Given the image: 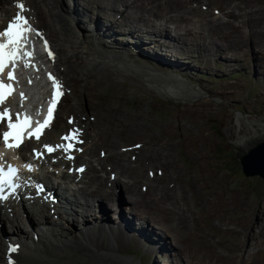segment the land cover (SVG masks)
Masks as SVG:
<instances>
[{
  "label": "bare ground",
  "instance_id": "1",
  "mask_svg": "<svg viewBox=\"0 0 264 264\" xmlns=\"http://www.w3.org/2000/svg\"><path fill=\"white\" fill-rule=\"evenodd\" d=\"M24 1L27 3L28 0ZM42 1L49 6V13L52 18V20H46L49 24L52 21V26L57 31L60 29L57 28L55 23H58L60 27L68 28V25L71 27L69 22H67L68 16L63 11V3L66 6L65 10L73 21L72 25H76L86 38L92 39L96 43L97 48L92 47L86 39L81 41L80 46H68L65 44L67 38L64 39V37L68 36L67 32L65 34L62 32L59 36L56 35L57 37L55 38L52 32L54 28L52 30L51 26L50 28H46L45 24L41 22L39 10L43 6L42 4V6L40 5L41 0H36V4L33 7L28 3L26 5L22 0H0V42L7 41V37L3 36L2 33L7 30V26L12 23L16 15H23L28 19L32 29H34V31L27 34L28 43L26 49L34 51V58L31 62L35 65V67L25 68L23 61H18V67L15 71L18 82L8 79V73L12 70V64H9L5 68L0 79L6 84H13L14 91L6 99L5 103L0 104V112L10 109L12 122L14 123L16 122L17 113L22 114L21 119L23 118V114L37 117V119H32L31 126L27 128L29 132H32L38 126L37 121L43 122L35 112L42 111L46 106V101L49 102L51 98L53 89L51 81L48 79L49 73L60 81L64 90V95L60 98L56 107L51 127L44 129L38 141L34 137L31 139L25 138L21 146L15 151V155L19 154L21 156L19 162H15L17 161V157L14 159V155L10 156L0 147V166L5 171L8 170L9 166L18 169L14 182L19 185L15 195L12 194L10 187L5 186L4 194L9 198L0 201V264H72L74 262L80 263L82 260L85 261L84 264H121L117 263L119 261H126V264H138L136 261H140L135 256L140 255L141 252L147 254L154 252L157 255H163V264H197L190 255L184 253L182 247L171 239L170 236L172 235L167 233L169 228L165 225L167 222L163 220L168 221V215L173 213L170 219L172 223L171 227H176L180 231L187 227L184 217L185 211H181L187 205L183 197L184 191H181L177 198L165 197L167 195L166 191L171 189L172 185L171 183L162 182V177L163 174L170 177V174L164 166L165 163L156 159L160 157L166 160V158L161 157L160 154L153 151L150 159H145L146 161L142 162V152L149 149V147H146L145 142L142 141H135L132 145H129L131 143L122 144L119 146V150L116 147L118 141H115L111 145L112 149L109 156H107L108 149L105 150L104 146L101 145L102 149H99V151L102 150V154L99 153V157H96V147L103 142L102 140L113 139L117 137V133L112 129L114 124L110 121L109 117L106 119V124L102 127L99 126L101 121L99 119L96 126L103 129L98 128L100 135L97 132L91 140L87 131V129L93 128L92 121L89 122L90 116L86 111L89 108L82 102L80 95H78L82 105L80 104L76 95L78 91L72 96V100H77L78 105L76 104L77 107L72 106L70 94L72 93V89H75L77 85L75 77L69 75V71H67L68 67L66 66H68L69 62H75L77 68L79 65H82L80 67L82 73L88 76L84 78L89 80L94 77L98 80H103L110 71L114 73L118 72L116 73L118 75L121 73V70L137 73L138 76L147 80L149 85H154L159 90L158 92H164L175 100H186L191 104H197L199 101H206L205 99L201 100L203 91L206 93H209V91L199 83L189 84V82H186L189 76L185 73L187 70L183 66L185 63L181 62V59L186 64H196V62L198 64L200 61L199 55L214 57L212 49H215L226 67H231L224 69V72L228 71V73L232 74L238 71L239 68L236 61H241L245 64L246 68L250 67V63H254V73L264 75V64L258 63L260 59L254 54L257 53L256 49L245 47L247 49V57L244 59L227 52L230 47L234 49L237 47V45L231 43L232 39L237 40L231 33L233 32L241 36V32L238 33L239 30L237 31L239 25H235V21L243 24L246 38L253 35L254 30L251 20L254 21V19H250L252 9L249 11L245 10V14H243L242 8L245 7L241 3H235L232 7L233 9H224L222 11H220V7L214 6L210 9L211 16L204 14L202 11H195L196 8L194 9V7L188 10L184 6L187 5V0H183L184 5L182 2L176 0H160V4L163 6L167 5L169 10L160 9L158 12L150 13L153 11L152 8L156 6L157 0H146V3L149 4L146 8L136 3L137 0H116V2H120L117 19H108L107 21V14L96 11V6L93 4L96 3L99 9L107 8L106 3L104 4L102 0H88L86 3L81 0ZM21 3L24 5L23 11L18 7ZM201 7L205 12H208L210 8L209 5L204 3H201ZM152 15L161 17V23L157 25L152 20ZM46 16L45 18H47ZM122 17L123 20H120ZM194 19L198 21V25L192 22L195 21ZM220 20L223 22L224 28L220 26ZM142 21L147 25L145 30L140 26V22ZM187 21L193 23L190 26L191 29L190 27L183 28L179 24V22ZM92 23H96V26L92 27ZM170 23L173 25H170ZM38 24L40 27L36 26ZM37 31L41 33L40 36L36 35ZM85 31L89 33H85ZM213 35H217L218 37L215 38ZM197 36H201L202 38L200 45L192 38ZM159 37H165L167 40L160 39ZM245 37L241 36L242 39H245ZM44 40H47L49 49H51L55 56L54 61L48 56V51L44 47ZM132 46L134 49L137 48L136 52L131 51ZM128 51L137 60L134 62H138L139 59L146 60L147 56L145 58L143 55L149 52L156 54L157 52L163 53L164 57H176V59L172 60L174 61L173 64L177 65L176 68L182 67L185 69V81L179 75L158 73L152 67L128 63L118 60L122 57L113 56L126 55L129 57ZM260 52L261 50H259ZM262 52L264 54V51ZM240 53L243 54V51ZM214 61L217 64L219 59L214 58ZM211 63L213 62L206 57L205 64L207 66L204 65V67L209 69L208 66H211ZM63 69L66 71H63ZM220 69V67L217 68V70ZM228 73H224L222 76L229 77L230 74ZM29 80L32 83H29ZM113 81L112 79V83ZM21 92L25 94V99L23 100L20 96ZM84 96H86L85 99L88 101L87 94L84 93ZM66 99L70 100L71 107L69 112L71 113L67 115L68 113L64 112L66 114L59 117L61 105L63 100L65 103ZM74 115H77L78 122H76ZM69 119L73 120L72 124L67 123ZM249 123L254 127L257 139L264 138V125H262L263 128H260L258 122L250 121ZM7 124L8 120L6 117L3 121H0V140H2L1 134L9 129ZM72 128L80 130L79 139L83 143H75V147L67 153L62 149L48 153L44 145L54 147L61 143L67 144L68 141L62 140L61 137ZM259 131L261 132L259 133ZM56 133L60 135L58 136ZM89 139L90 142L88 141ZM239 140V142H236L237 144H247V139L240 137ZM136 145H139V147H135ZM33 148H38V152L42 153L36 160L32 151ZM76 149L82 150L77 151ZM130 149L140 154L139 159H137L135 154L131 155V159L135 157L133 161L137 159L134 163L126 160V155ZM68 156L73 157V159H68ZM27 160H30L31 163L28 164ZM94 161L98 162V165L102 167L105 166V169L112 173H117L118 171L120 177L127 179L126 185H123L122 181L119 182L109 177L108 172L99 173L93 168ZM122 161L124 162L122 163ZM26 165H32L33 170H29ZM88 167L90 171H87ZM151 167L153 168L150 169ZM80 168L84 169L83 172L78 171ZM142 168H149L147 173L149 176L142 174ZM71 169H74L72 173H70ZM139 180L147 182L142 185L141 192L144 194H138L137 186L139 185L136 186V182ZM79 182L90 183V188L85 189L84 187H80L78 185ZM149 186L154 192L152 193L153 197L148 199L151 193ZM116 191L118 192L116 193ZM125 192L132 196H123ZM82 195L87 197L86 201L79 200V197H82L84 200ZM119 196H122V201L125 204L130 205L129 210L126 211L127 208H123L121 203H118L117 198ZM164 201L179 203L171 204ZM98 206L100 208H97ZM95 209L97 210L96 213ZM154 209L160 212L166 210V213L164 216L159 214L156 215L157 217H153L151 213H154ZM107 211L120 219V222H118L120 224L119 229L115 227V220L109 222L103 218L107 214ZM118 211L121 213L119 214ZM26 224L29 226V229L25 231L24 226ZM78 224H81L80 229L73 227ZM133 228L138 229L141 234L147 231L152 232L153 235L142 236L146 238L153 236V246L149 248L144 243L146 240L150 241V239L141 238L136 235L132 237ZM260 228L261 233L258 231L246 232L245 240L247 241V247L245 252L237 255L235 257L236 260L226 257L225 262L235 264L253 263L255 251L250 249V245L251 241L256 240V236L257 239L263 236L264 220L261 219ZM126 230L127 233L125 234L123 231ZM78 232L81 236L77 234ZM29 233H31V236ZM185 239H189V237ZM133 240L139 246L135 248V254H128L127 244ZM158 241L162 244L158 243ZM117 244L121 245L120 254L117 252ZM12 247H16L17 251L11 252L10 249ZM204 247L211 250L208 253L215 250L210 248V246ZM80 249L83 251L82 254L76 255L75 252ZM218 251H216V254H218ZM256 251H261L258 253V263H264V248H257ZM199 252L202 255V251L200 250ZM196 255L198 257L197 260H200V255ZM2 256L6 262L3 261L4 259L2 260ZM216 262L218 263L219 261L213 259L202 264H215Z\"/></svg>",
  "mask_w": 264,
  "mask_h": 264
},
{
  "label": "rangeland",
  "instance_id": "2",
  "mask_svg": "<svg viewBox=\"0 0 264 264\" xmlns=\"http://www.w3.org/2000/svg\"><path fill=\"white\" fill-rule=\"evenodd\" d=\"M22 1L25 3L24 0ZM81 1L86 3L88 0ZM102 1L104 4L106 3L105 5H107V8L99 9L97 7L98 5L93 3L94 6H96L95 10L106 13L107 21L108 19H117V12L120 10V2H116V0ZM176 1H180L183 4V0ZM27 3L33 7L36 4V0H28ZM27 3L25 4L27 5ZM136 3L142 7L144 6V8L149 6L146 0H137ZM201 3L210 6L208 12L202 9ZM235 3H241L245 7L242 8L243 14H245V10L249 11L252 9L250 19H254V21L251 20L254 31L251 37L246 38L243 24L235 21L234 24H237V26L239 25V27H237V31L239 30L238 33L241 32V36L245 37V39H242L240 35L238 36L236 33L232 32L231 35H234L237 40L232 39L231 43L237 45V47L235 46V49L230 47L227 52L235 54L234 56L238 58L244 59L247 57V47L256 49L257 53L254 54L260 59L258 63L263 65L264 19L262 18H264V0H187V5H183L186 6L188 10L194 7V9L196 8L195 11H202L204 14L212 16L210 12L212 7H220V11H222L224 9H233L232 7ZM40 5L42 6L41 9L39 8L41 22L45 24L46 28H50V26L51 30L54 28L52 32L55 38L62 32L63 34L67 32L68 36L64 37V39L67 38L65 44L68 46H80L81 41L86 39L92 47L97 48L96 43L92 39L86 38L76 25H72L73 21L65 10L66 6L63 3L62 8L64 13L68 16L67 22H69L71 27L69 25L68 28L63 26L60 27L58 23H55L57 28L60 29L59 31L52 26V21L50 22L51 24H49L46 20H52L49 13V6L42 0ZM155 5L156 6L152 8L153 11L150 13L158 12L160 9L169 10L167 5L163 6L160 4V0H157ZM27 13L29 12L27 11ZM45 16L47 18H45ZM151 18L157 25L162 21L161 17L154 15H152ZM120 20H123V17ZM192 22L198 25L197 20ZM192 22H179V24L181 27L186 28L190 27L193 24ZM219 24L224 28V24L221 20ZM170 25L173 24L170 23ZM36 26L40 27L39 24ZM91 26L95 27L96 23H92ZM140 26L143 30L147 27L143 21L140 22ZM85 33L89 32L85 31ZM214 37L217 38L218 36L216 35ZM159 38L166 39L165 37ZM192 38L200 45L202 40L201 36ZM227 39L229 38L227 37ZM116 40L119 41L118 39ZM212 50L214 52V57L199 55L200 61L198 64L197 62L196 64H186V62L181 59V62L185 63L183 64L187 70L185 73L189 76L186 82H189V84L199 83L209 91V93L203 91L201 100L205 99L206 101H199L200 103L198 102L197 104H191L186 100H175L164 92H158L159 90L155 88L154 85L150 84V86L147 80L138 76L137 73H129L128 71L121 70V73L118 75L116 74L118 72L114 73L110 71L103 80H98L96 77L89 80L84 78L88 76L82 73L80 69L82 65H79L77 68L75 62H69L66 67H68L67 71H69V75L75 77L77 85L75 89L71 87L73 88L70 94L72 106L77 107L78 105V102H76L77 100H72L73 94L78 91L76 95H80L82 102L89 108L86 111L90 116L89 122L92 121L93 128H89L87 131L91 140L96 133L99 132L98 128L103 129L96 126L99 119H101L99 123L101 127L106 124V119H108V117L114 124L112 129L117 133V137L110 140H102L103 142L96 147V157H99V153L102 154V150L99 151V149H102L101 145L104 146L105 150L108 149L107 156H109L112 149L111 145L115 141H118L116 144L117 150L120 149L119 146L122 144L131 143L129 145H132L135 141L145 142L146 147H149V149L142 152V162L146 161L145 159H150L153 151H156L161 157H165L166 160L160 157L156 159L165 163L164 166L170 174V177L164 174V178L162 177V182L171 183L172 185L171 189L166 191L167 195H165V197L177 198L179 193L184 191L185 194L183 197L187 204L183 210H181L182 212L185 211L184 217L187 227L181 231L176 227H171L172 223L170 219L173 216V213H171L168 215V221L162 218L167 222L165 223L163 221L169 228L167 233L172 235L170 236L171 239L182 247L184 253L190 255L197 264L206 263L213 259L219 261L215 264H235L232 262H225L226 257L236 260L235 257L237 255L243 254L247 247V241L245 240L246 232L258 231L261 233L260 219L264 220V179L257 175L246 176L242 171L240 160L238 159L239 154L243 153L247 145L249 146L253 141H258L254 127L250 125L249 122H258L260 128H263L262 125H264V75L254 73V63H250V67L246 68L245 64L241 61H236L238 63V71L232 74L228 73V71L224 72V69L231 67H226L223 63L224 61L220 59L219 53H217L215 49ZM259 50H261L260 53ZM131 51L136 52L137 48L134 49L132 46ZM242 51L243 54L240 53ZM128 54L129 57L126 55L113 56L122 57L118 60L128 63L152 67L155 71L157 70L158 73L179 75L182 80L185 81V69L182 67L176 68L177 65L173 64L174 61L172 60L176 59V57H164L163 53L157 52L156 54L149 52L143 55L144 57L147 56V58L145 57L146 60L139 59L138 62H134L137 61L134 55L131 54L130 51H128ZM206 57L213 62L211 66H208L209 69L204 67V65L207 66V64H205ZM214 58H217V60L219 59L217 64ZM219 67L221 69L217 70ZM65 69H63V71H66ZM224 73H228L230 76H222ZM112 79L114 80L113 83ZM84 93L87 94L89 98L88 101H86ZM81 100L79 99V102L82 105ZM70 107V100L66 99L65 103L63 100L59 111V117L64 116L66 113L69 115L71 113L69 112ZM64 112L66 113L64 114ZM74 116L76 117V122H78L77 115ZM67 123H69V121H67ZM260 132L261 131H259V133ZM56 134L58 136L60 135L58 133ZM240 137L247 139V144H237L236 142L240 141ZM88 141L90 142V139ZM133 154L137 156V159L140 158L139 152L137 153V151L130 149L126 155V160L133 163L137 161V159L135 161L131 159V155ZM123 162L124 161H122V163ZM93 168L99 173L108 172L109 177L119 182L122 181L123 185H126L127 179L125 177H120L118 171L117 173H112L105 169V166L102 167L95 161L93 162ZM152 168L153 167L150 169ZM148 169L149 168H142L141 172L144 176H149L147 174ZM73 171L74 169H71L70 173ZM87 171H90L89 167ZM154 172L156 171L154 170ZM166 177L169 178L167 179ZM85 180L87 179L85 178ZM137 182L136 186L139 185L137 186L138 194H142V185L147 182L145 180H139ZM78 185L85 189L90 188V183L86 184L84 182H79ZM150 188L149 186V190H151ZM117 192L118 191H116V193ZM153 192L154 191L151 190L148 199L153 197ZM82 196L84 200L82 197H79V200L86 201L87 197L84 195ZM123 196L129 197L132 195L125 192ZM121 197L122 196L114 198L118 199V203H121L123 208H127L126 211L129 210L130 205L125 204ZM164 202H169L171 204L179 203L174 201ZM97 208H100V206ZM94 211L95 213L97 212L96 209ZM153 212L154 213H151L153 217L159 214L164 216L166 210L160 212L154 209ZM106 213L107 214H105L103 218L109 222L115 220V227L119 229L120 224L118 222H120V219L114 217V214L109 213V211ZM118 213L120 214L121 212L118 211ZM153 217L151 218L153 219ZM109 225L112 226L111 224ZM8 226L7 223V227ZM40 226H42V224H40ZM73 227L80 229L81 224ZM24 228L26 231L29 229V226L26 224ZM133 230L132 237L136 235L141 238L150 239V241L146 240L144 243L149 248L153 246V236H149V238L142 236L152 234V232L147 231L141 234L138 229L133 228ZM123 232L126 234L127 230ZM77 234L81 236L79 232ZM29 235L31 236V233H29ZM188 237L189 239H185ZM164 241L166 242V240ZM158 243L162 244L160 241H158ZM120 246L119 244L116 245L119 254ZM127 246V253L135 254V248L139 245L133 240L128 243ZM204 246H210V248L215 250L214 252L208 253L211 250ZM257 248H264V231L260 239H257L256 236V240L251 241L250 249L255 251V259L251 264H259L257 257L258 253L261 251L257 252ZM200 250L202 251V255L199 252ZM216 251H218V254H216ZM82 252V249H80L75 253L76 255H81ZM196 254L200 255V260H197L198 257ZM135 257L140 261H136L138 264H163L162 259H164L163 255H157L154 252H149V254L141 252L140 255H136ZM3 259L2 256V260ZM178 259L180 260V258ZM3 261H5V259ZM84 262L85 261L82 260L80 263L74 262L72 264H84ZM117 263L126 264L127 262L119 261ZM262 264L264 263L262 262Z\"/></svg>",
  "mask_w": 264,
  "mask_h": 264
},
{
  "label": "snow or ice",
  "instance_id": "3",
  "mask_svg": "<svg viewBox=\"0 0 264 264\" xmlns=\"http://www.w3.org/2000/svg\"><path fill=\"white\" fill-rule=\"evenodd\" d=\"M21 11L24 10V5L21 3L18 5ZM34 31L32 29L29 21L23 15L17 14L15 19L7 26V30L2 33L3 36L7 37L6 42H0V76L4 73L6 67L9 64H12V70L8 73V79L11 81L18 82L17 77L15 76L16 68L18 67L17 62L23 61V65L25 68L35 67L32 64V59L34 58V51H29L26 49V45L28 43V33ZM37 36H40L41 33L36 32ZM44 47L48 51V56L55 60V56L51 49H49L47 40H44ZM48 79L51 81L52 85V93L51 98L49 100V108L47 112L46 118L43 122L37 121V127L27 134V138L31 139L34 137L37 141L40 140L41 135L45 128L51 127V122L54 119V113L56 107L60 101V98L64 95L63 85L60 81L53 76L51 73L48 74ZM32 83L31 80L28 81ZM14 91L13 84L4 83L2 79H0V104L5 103L6 99L12 95ZM21 99H25V94L23 92L20 93ZM21 113L16 114V122H12V116L10 109H5L3 112H0V121H3L6 117L8 120L7 127L10 131L3 133V139L6 147L11 148H19L21 144L24 142L26 138L24 133L27 128H29L32 124V118L27 114H23V118L21 119ZM73 120L69 119V124H72ZM80 130L78 128H72L68 133L64 134L61 139L64 141H68L67 144L61 143L57 144L54 147L50 145H44V148L48 153H52L57 150H63L64 152H70L74 147L75 143H83L82 140L79 139ZM12 138L14 143H9V139ZM135 147H139L136 145ZM80 151L82 149H76ZM35 152L37 158H39L42 153ZM68 159H73V157L68 156ZM135 159V157H133ZM29 170H33L32 165H26ZM83 168L78 169V171L83 172ZM18 169L15 167L9 166L8 171H5L2 166H0V201L7 200L9 197L4 194L5 186H8L12 189V194L15 195L16 189L19 187L14 182V177L16 176ZM11 252H16L17 248L12 247L10 249Z\"/></svg>",
  "mask_w": 264,
  "mask_h": 264
},
{
  "label": "water",
  "instance_id": "4",
  "mask_svg": "<svg viewBox=\"0 0 264 264\" xmlns=\"http://www.w3.org/2000/svg\"><path fill=\"white\" fill-rule=\"evenodd\" d=\"M238 159L246 176H260L264 179V138L252 142Z\"/></svg>",
  "mask_w": 264,
  "mask_h": 264
},
{
  "label": "trees",
  "instance_id": "5",
  "mask_svg": "<svg viewBox=\"0 0 264 264\" xmlns=\"http://www.w3.org/2000/svg\"><path fill=\"white\" fill-rule=\"evenodd\" d=\"M243 171V170H242Z\"/></svg>",
  "mask_w": 264,
  "mask_h": 264
}]
</instances>
